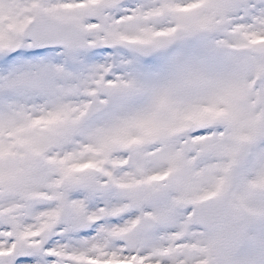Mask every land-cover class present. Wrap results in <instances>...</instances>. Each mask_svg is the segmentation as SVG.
<instances>
[{"label": "snow or ice", "instance_id": "6c2138e0", "mask_svg": "<svg viewBox=\"0 0 264 264\" xmlns=\"http://www.w3.org/2000/svg\"><path fill=\"white\" fill-rule=\"evenodd\" d=\"M0 264H264V0H0Z\"/></svg>", "mask_w": 264, "mask_h": 264}]
</instances>
